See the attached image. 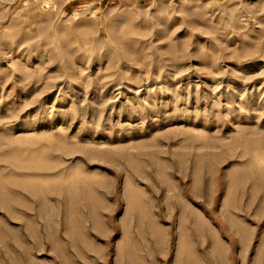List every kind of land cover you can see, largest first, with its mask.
Segmentation results:
<instances>
[{
  "label": "rangeland",
  "instance_id": "374dc122",
  "mask_svg": "<svg viewBox=\"0 0 264 264\" xmlns=\"http://www.w3.org/2000/svg\"><path fill=\"white\" fill-rule=\"evenodd\" d=\"M0 264H264V0H0Z\"/></svg>",
  "mask_w": 264,
  "mask_h": 264
}]
</instances>
